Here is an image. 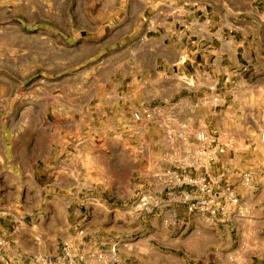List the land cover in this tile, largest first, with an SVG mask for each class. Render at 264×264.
Listing matches in <instances>:
<instances>
[{"label":"crops","instance_id":"obj_1","mask_svg":"<svg viewBox=\"0 0 264 264\" xmlns=\"http://www.w3.org/2000/svg\"><path fill=\"white\" fill-rule=\"evenodd\" d=\"M0 10V48L9 50L7 63L21 73L32 67L40 75L71 70L75 47L96 44L107 80L121 82L122 89L116 119L104 128L119 130L131 158L132 114L140 96L153 98L156 91L167 98L163 112H170L172 96L183 94L179 104L187 112L206 108L204 129L225 148L212 166L193 175L217 178L216 190L231 186L241 214L218 223L187 214L176 196L195 197V191L173 188L172 175L180 172L148 171L135 183L131 172L133 182L124 187L145 192L153 209L134 216L106 213L110 231L91 239L93 250L115 254L120 264H264V150L257 156L248 148L255 142L251 129L264 130V0H0ZM62 49L66 55H59ZM207 96L219 103L205 106ZM189 139L185 134L186 153ZM252 162L258 165H245ZM246 173L252 174L249 184ZM13 253L0 248V260L11 262Z\"/></svg>","mask_w":264,"mask_h":264},{"label":"rangeland","instance_id":"obj_2","mask_svg":"<svg viewBox=\"0 0 264 264\" xmlns=\"http://www.w3.org/2000/svg\"><path fill=\"white\" fill-rule=\"evenodd\" d=\"M240 6L244 8V3ZM74 50L71 70L40 75L33 67L26 74L15 70L4 57L9 50L0 48V227L5 234L0 237L6 242L12 239L6 248L14 252L13 262L6 259L0 264H20L21 258H30L19 248L51 255L64 242L78 247L82 241L86 251L99 253L101 248L93 250L91 239L98 241L110 231L106 213L142 212L139 199L147 194L124 187L133 182L131 172L134 183L138 174L148 171L193 175V167L203 164L197 135L216 137L204 129L210 121L205 118L206 108L187 112L179 104L186 99L183 94L172 96L170 112H163L167 98L156 91L153 98H138L140 107L134 113L150 111L152 120L133 122L131 158L119 130L104 128L106 120L116 119L114 104L121 82L107 80L104 56L96 44ZM66 52L62 49L59 55ZM214 98L218 97L207 96L203 103L217 105L219 98L217 103ZM185 134L190 136L188 153ZM262 136L263 129L249 132L255 142H249L248 148L256 149L257 156L264 150ZM252 164L258 162L245 165Z\"/></svg>","mask_w":264,"mask_h":264},{"label":"built area","instance_id":"obj_3","mask_svg":"<svg viewBox=\"0 0 264 264\" xmlns=\"http://www.w3.org/2000/svg\"><path fill=\"white\" fill-rule=\"evenodd\" d=\"M214 102L217 103L218 98H214ZM132 120L134 123L150 122L152 120V112L147 110L135 112ZM261 139L264 141V136ZM197 141L201 146L198 156L203 161V164L197 168L193 167L196 171L207 166H212L218 156L223 154L225 150L224 146H219L217 137L209 138L204 133H200L197 135ZM172 177L171 183H173V187H186L195 191V197L187 192L180 193L176 196V202L184 207L187 214L203 215L212 223H218L221 219L239 213L240 200L238 196L229 185L224 186L220 190H216L215 186L219 183L217 178L211 180L207 176L179 173L172 175ZM220 177L222 178L223 175ZM242 177L244 182L249 184L252 179V174L246 173ZM170 192L172 191L170 190ZM172 196L174 197V195ZM138 208L142 211L153 209L147 195L139 199ZM80 235L78 236L82 239L83 237ZM6 245L7 242L4 239H0V248L6 247ZM86 247V244L82 241H80L78 247L70 242H64L59 245L54 254H35L30 256L29 259L33 264H120V259L115 254H107L103 250L99 253L91 250L86 251Z\"/></svg>","mask_w":264,"mask_h":264}]
</instances>
